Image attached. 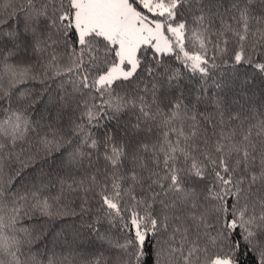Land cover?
<instances>
[{"label":"snow or ice","instance_id":"6c2138e0","mask_svg":"<svg viewBox=\"0 0 264 264\" xmlns=\"http://www.w3.org/2000/svg\"><path fill=\"white\" fill-rule=\"evenodd\" d=\"M0 264H264V0H0Z\"/></svg>","mask_w":264,"mask_h":264}]
</instances>
